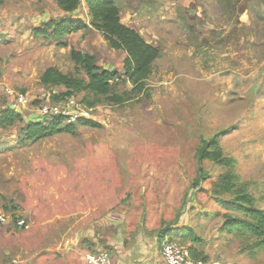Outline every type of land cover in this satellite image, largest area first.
<instances>
[{
  "label": "rangeland",
  "instance_id": "rangeland-1",
  "mask_svg": "<svg viewBox=\"0 0 264 264\" xmlns=\"http://www.w3.org/2000/svg\"><path fill=\"white\" fill-rule=\"evenodd\" d=\"M114 2L161 56L142 93L93 108L83 94L55 102L66 89L44 86L41 74L74 71L72 49L123 73L126 54L92 27L60 40L34 34L53 19L90 23L85 0L70 16L54 0L0 6V118L20 115L0 123V264H89L86 254L98 250L119 264L114 239L128 247L141 240L154 252L172 240L196 248L205 264H264L254 239L222 229L227 211L210 188L227 169L199 162L203 140L215 139L234 159L239 186L264 208V0ZM52 105L75 131L24 142L29 123H49L41 109ZM201 167L211 179L194 188Z\"/></svg>",
  "mask_w": 264,
  "mask_h": 264
},
{
  "label": "trees",
  "instance_id": "trees-1",
  "mask_svg": "<svg viewBox=\"0 0 264 264\" xmlns=\"http://www.w3.org/2000/svg\"><path fill=\"white\" fill-rule=\"evenodd\" d=\"M54 1L69 16L73 15L82 3V0ZM3 3L4 0H0V6ZM85 3L90 23L74 17L53 19L45 23L44 27L35 29L34 34L60 40L65 35L92 27L103 35L111 48L126 54L124 72L102 69L95 54L72 49L70 57L75 63L74 71L63 72L57 67H48L41 74V83L48 87L61 86L66 89L62 94H53L55 102L83 94L82 102L86 108H93L97 104H123L145 90L155 62L161 56L160 49L149 42L140 31L122 21L121 10L114 0H85ZM119 81L131 83L132 88L117 92L115 85ZM19 118V114L7 112L1 116L0 123L3 126L12 125ZM64 120V116L61 115L49 123H29L25 128L24 142L38 141L64 131H75L76 123L64 125ZM77 124L90 127L99 125L95 120L88 118H79ZM199 154L201 166L204 160H211L227 169L213 181L210 188L216 201H222V208L227 211L224 214L225 223L222 229L237 238L254 239L257 247L264 249V208L258 205L256 197L246 187L239 186L238 178L231 170L234 159L223 153L215 139H204ZM209 179L211 177L204 173L201 167L193 181V187L198 188ZM178 232L184 237L195 239L196 243L200 241L193 230L183 229ZM189 254L195 260L206 261L202 254H197L194 247H189Z\"/></svg>",
  "mask_w": 264,
  "mask_h": 264
},
{
  "label": "built area",
  "instance_id": "built-area-1",
  "mask_svg": "<svg viewBox=\"0 0 264 264\" xmlns=\"http://www.w3.org/2000/svg\"><path fill=\"white\" fill-rule=\"evenodd\" d=\"M41 110L43 119L49 122L63 115L58 105L43 106ZM161 256L162 264H205L201 260L192 258L186 248L172 240L164 241L161 246ZM86 260L89 264H113L111 254L107 250L89 252L86 254Z\"/></svg>",
  "mask_w": 264,
  "mask_h": 264
},
{
  "label": "crops",
  "instance_id": "crops-1",
  "mask_svg": "<svg viewBox=\"0 0 264 264\" xmlns=\"http://www.w3.org/2000/svg\"><path fill=\"white\" fill-rule=\"evenodd\" d=\"M114 240L115 241H112L114 243V248L111 247V249L115 250L117 254L116 257L119 259V264H136V261L140 258H145L146 264H162L161 249L154 252V249H150L144 241L141 240H138V242L131 247L126 246L121 239ZM152 258L155 259L153 263L150 262Z\"/></svg>",
  "mask_w": 264,
  "mask_h": 264
}]
</instances>
